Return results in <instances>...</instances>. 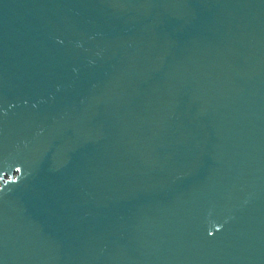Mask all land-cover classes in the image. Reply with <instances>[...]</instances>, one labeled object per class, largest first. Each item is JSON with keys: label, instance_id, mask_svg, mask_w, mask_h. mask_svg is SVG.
Segmentation results:
<instances>
[{"label": "water", "instance_id": "95a60500", "mask_svg": "<svg viewBox=\"0 0 264 264\" xmlns=\"http://www.w3.org/2000/svg\"><path fill=\"white\" fill-rule=\"evenodd\" d=\"M0 264H264V0H0Z\"/></svg>", "mask_w": 264, "mask_h": 264}]
</instances>
